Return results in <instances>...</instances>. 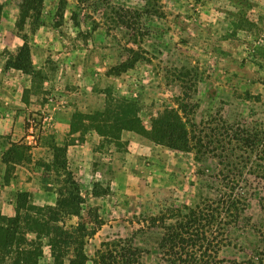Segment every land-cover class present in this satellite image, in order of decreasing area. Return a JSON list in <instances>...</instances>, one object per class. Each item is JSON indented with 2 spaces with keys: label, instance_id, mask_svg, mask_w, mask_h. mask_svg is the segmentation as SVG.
I'll return each instance as SVG.
<instances>
[{
  "label": "rangeland",
  "instance_id": "obj_1",
  "mask_svg": "<svg viewBox=\"0 0 264 264\" xmlns=\"http://www.w3.org/2000/svg\"><path fill=\"white\" fill-rule=\"evenodd\" d=\"M20 1L0 0V264H70L71 251L49 244L63 239L55 226L80 225L87 264L118 240L140 264H166L158 242L171 212L222 187L216 146L199 157L177 150L157 116L182 110L191 139L222 121L264 130V0H44L37 26L19 33ZM21 34L29 73L6 66ZM127 61L133 68L108 73ZM67 188L81 198L68 209L78 215L52 216L46 207ZM40 211L48 224L37 235ZM260 232L253 199L215 264L264 252Z\"/></svg>",
  "mask_w": 264,
  "mask_h": 264
},
{
  "label": "trees",
  "instance_id": "obj_2",
  "mask_svg": "<svg viewBox=\"0 0 264 264\" xmlns=\"http://www.w3.org/2000/svg\"><path fill=\"white\" fill-rule=\"evenodd\" d=\"M43 3L44 0L20 1L15 24L19 33L24 30L27 23L33 27L37 26ZM20 38L22 46L16 56L6 62V66L29 73L32 66L28 39L26 35ZM133 66L132 61L123 62L112 67L108 73L118 76ZM180 113L182 110H169L157 116L155 123L161 137L168 140L177 150L194 151L196 157L203 154L204 143H208L209 147L215 145L220 167L217 177L220 178L222 189L216 190L219 193L217 198L201 199L193 207L184 205L173 210L169 219H173L174 222L163 227L158 249L161 260L166 264H215L221 247L229 244V228L238 225L249 201L257 199L264 210V130L258 124L247 128L222 121L215 128H208L210 132L208 136L192 138L194 139L192 142L186 118ZM208 152H213L212 148ZM65 173L67 178L65 181L77 191L79 184L75 182L72 173L69 171ZM70 193L68 188L59 190L55 207H46V211L57 218L62 212L67 215H78L79 212H68V209L81 198L75 193L71 195ZM36 216L30 218L31 228L35 234L40 235L44 222L45 225L48 223L43 212L40 211ZM54 228L63 239L51 240L49 245H52V249L55 252L57 249L59 253L64 249L67 252L71 251L73 255L69 259L70 264H87L88 259L83 252V235H78L79 231L84 233V227L80 225L73 230H65L59 226ZM260 233L264 243V234ZM101 248L96 251L91 264H140V251L125 246L121 240L103 243ZM25 254L26 251L23 250L18 252L17 256ZM26 263L24 259H14L11 264ZM243 264H264V252H256Z\"/></svg>",
  "mask_w": 264,
  "mask_h": 264
}]
</instances>
